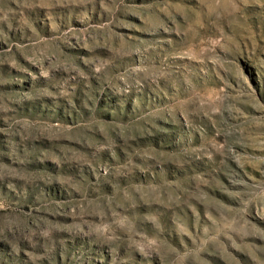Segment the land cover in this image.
Masks as SVG:
<instances>
[{"label": "rangeland", "instance_id": "374dc122", "mask_svg": "<svg viewBox=\"0 0 264 264\" xmlns=\"http://www.w3.org/2000/svg\"><path fill=\"white\" fill-rule=\"evenodd\" d=\"M0 264H264V0H0Z\"/></svg>", "mask_w": 264, "mask_h": 264}]
</instances>
